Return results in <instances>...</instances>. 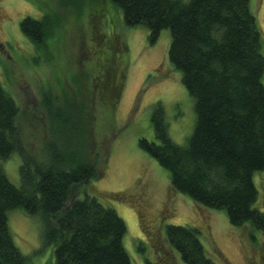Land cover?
I'll list each match as a JSON object with an SVG mask.
<instances>
[{"label": "trees", "instance_id": "16d2710c", "mask_svg": "<svg viewBox=\"0 0 264 264\" xmlns=\"http://www.w3.org/2000/svg\"><path fill=\"white\" fill-rule=\"evenodd\" d=\"M111 1L121 9L125 25H146L151 41L161 30L170 31L168 59L181 71L194 104L195 125L185 145L169 136L157 102L151 121L158 142L142 138L139 146L169 172L172 192L224 209L231 225L248 223L264 232L253 180L264 170V40L251 0ZM105 13L90 14L96 44L89 58L96 69L71 99V112L57 104L61 99L51 88L38 104L49 127L40 154L24 146L20 106L0 83V165L13 152L21 159L18 186L0 166V264H26L8 228L7 214L14 209L38 217L43 241L54 247L55 264H132L123 245L125 222L99 202L103 194L89 185L108 151L107 145L92 150L97 110L116 107L128 68L127 42L112 21H102ZM53 25L48 15L26 16L20 29L33 44L45 45ZM163 239L185 264H217L195 227L166 225Z\"/></svg>", "mask_w": 264, "mask_h": 264}, {"label": "rangeland", "instance_id": "374dc122", "mask_svg": "<svg viewBox=\"0 0 264 264\" xmlns=\"http://www.w3.org/2000/svg\"><path fill=\"white\" fill-rule=\"evenodd\" d=\"M101 9L106 12L102 21H112L127 42L128 68L116 107L112 111L97 110L92 150L107 145L108 151L106 158L101 155V171L89 185L98 195L103 194L97 196L99 202L114 209L125 222L123 245L132 264H185L163 239L170 224L198 229L205 251L217 264H264V239H259L264 232L248 223L243 226L247 230L231 225L224 209L207 208L178 194L174 196L175 210L172 206L161 211L170 185L169 172L139 146V140L158 142L151 115L160 102L169 136L178 145H185L195 125L193 99L182 83L181 71L168 59L170 31L161 30L151 41L148 27L125 25L121 9L111 0H0V83L20 106L24 146L40 154L44 136L49 135L47 119L44 122L45 114L39 106L48 88L60 97L57 104L71 112V99L84 87L86 75H94L96 65L89 56L96 42L90 14L95 18ZM251 11L264 40V0H251ZM45 15L54 24L53 33L45 45L33 44L21 32L20 22L26 16L41 19ZM66 100L69 105H65ZM20 162L18 152H13L0 165L17 186ZM253 180L259 207L264 210V170L255 173ZM137 214L145 221L144 229ZM157 222L162 224L160 228ZM7 223L15 245L26 256V264H55L54 247L43 241L37 216L14 209L8 212ZM142 230L149 234V240L143 234L139 237ZM161 245L163 249L159 250Z\"/></svg>", "mask_w": 264, "mask_h": 264}, {"label": "flooded vegetation", "instance_id": "af4514ba", "mask_svg": "<svg viewBox=\"0 0 264 264\" xmlns=\"http://www.w3.org/2000/svg\"><path fill=\"white\" fill-rule=\"evenodd\" d=\"M179 193H175V192H172L171 189L168 187V190H167V194H166V198H165V202H163L162 204V208H161V211L162 209H172V206H173V211L175 210V203H177V199L174 198V196L178 195ZM138 215V214H137ZM138 221L142 227V229H144V226H146L145 224V221L143 220V218L141 217V214L138 215ZM160 220V219H159ZM158 220V221H159ZM158 224V222L156 223ZM159 232V231H158ZM143 234V236L147 237V239L149 240L150 237H149V234H147L145 232V230H142L139 234V237H141V235ZM146 234V235H145ZM141 243H144L145 245V248L147 247V244H146V241L143 240V238H141ZM161 247V246H160Z\"/></svg>", "mask_w": 264, "mask_h": 264}]
</instances>
